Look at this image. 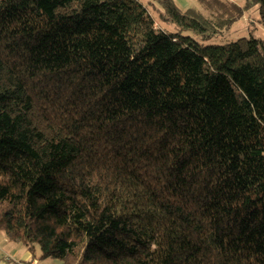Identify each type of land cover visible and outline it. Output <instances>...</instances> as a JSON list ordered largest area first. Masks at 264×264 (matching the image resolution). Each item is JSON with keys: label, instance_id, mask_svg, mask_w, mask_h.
Wrapping results in <instances>:
<instances>
[{"label": "trees", "instance_id": "trees-1", "mask_svg": "<svg viewBox=\"0 0 264 264\" xmlns=\"http://www.w3.org/2000/svg\"><path fill=\"white\" fill-rule=\"evenodd\" d=\"M0 0V230L60 264H264V0ZM34 257V256H33Z\"/></svg>", "mask_w": 264, "mask_h": 264}, {"label": "rangeland", "instance_id": "rangeland-1", "mask_svg": "<svg viewBox=\"0 0 264 264\" xmlns=\"http://www.w3.org/2000/svg\"><path fill=\"white\" fill-rule=\"evenodd\" d=\"M148 10L150 15L156 21L155 26L167 31H176L170 24L160 19V13L163 11V5L159 0H139ZM238 5H243L244 0H232ZM173 2L181 9L188 8L196 9L205 16H209L210 12L203 7L198 0H173ZM182 34L189 35L203 44H222L234 41L241 37H254L257 39H264V25L259 21L258 6L255 5L249 10H246L241 19L235 22L229 29L222 30L215 35L196 34L192 31H182ZM24 253L29 256L24 260ZM40 249L35 246V254L31 252L19 242L9 241L4 233L0 230V264H26L27 262L35 260L37 264H60V260L56 258H38ZM34 256V257H33ZM12 260H8L9 258Z\"/></svg>", "mask_w": 264, "mask_h": 264}, {"label": "crops", "instance_id": "crops-1", "mask_svg": "<svg viewBox=\"0 0 264 264\" xmlns=\"http://www.w3.org/2000/svg\"><path fill=\"white\" fill-rule=\"evenodd\" d=\"M23 252V254H24V260L25 259H27L29 256L27 255V253H24V251H22ZM9 258V257H8ZM8 260H12L11 258H9ZM38 262L37 261H35V260H32V261H30L29 260V262H27L26 264H37ZM17 264H19V263H17ZM20 264H22V263H20Z\"/></svg>", "mask_w": 264, "mask_h": 264}]
</instances>
